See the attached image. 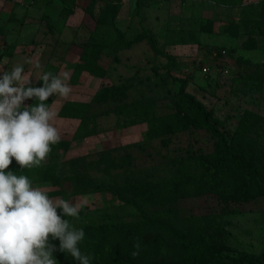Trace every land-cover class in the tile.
I'll return each instance as SVG.
<instances>
[{
	"label": "rangeland",
	"instance_id": "374dc122",
	"mask_svg": "<svg viewBox=\"0 0 264 264\" xmlns=\"http://www.w3.org/2000/svg\"><path fill=\"white\" fill-rule=\"evenodd\" d=\"M27 1L0 0V25L5 30L3 36L0 34V44L4 39L10 44L8 50L12 51L10 56L0 57V76L16 63L24 64L25 72L32 76L31 83L41 72L54 75L66 72L70 76L79 45L90 37L105 44L115 37L110 27H100L94 35L89 32L83 24L92 23V20L81 10L83 0H35L26 5ZM136 1L121 0L116 25L124 33V39L148 32L155 38L158 52L145 40L120 50L106 44L100 59V68L106 74L97 77L82 73L79 84L68 82L72 89L69 97L53 95L50 106L58 113L66 100L90 101L95 90L104 84L129 82L128 101L153 98L155 112L163 114L173 110L174 94L184 80L185 90L212 110L223 130L232 132L246 118L252 136L259 147L264 148V36L251 32L258 47L242 49L241 40L247 36L242 32L245 29L235 31L242 17L250 22L260 14V4L264 0H247L243 11L226 9L208 0H139L143 2L140 5H136ZM208 20L212 21L213 30H199ZM25 58L39 60L42 69L24 63ZM45 63L56 71L45 69ZM224 69L228 73H224ZM111 107L112 103L91 104L89 114L97 133L73 140L65 157L85 155L94 159L106 149H112L111 155L118 157L123 153L122 146L134 143L128 150L132 156L130 177L154 179L170 176L172 160L177 156L213 150V138L199 129L175 134L166 146L158 140H145L146 122L123 126L116 114L105 113ZM77 124V119L59 115L55 121L61 138L67 139ZM90 175L97 184L91 191L75 195L67 182L62 193L49 196L78 203L87 201L78 218H62L74 226L108 218L131 220L138 217L136 208L123 204L104 189L111 181L122 179L120 171L90 172ZM33 186L46 191L54 189L48 183ZM177 207L182 215L190 214L198 220L194 228L201 240L226 255L239 252L258 255L264 250V196L251 202L234 201L227 205L205 194L181 198ZM57 211L61 214V210ZM49 241L60 245L59 240L51 236ZM226 260L224 264H232Z\"/></svg>",
	"mask_w": 264,
	"mask_h": 264
},
{
	"label": "trees",
	"instance_id": "16d2710c",
	"mask_svg": "<svg viewBox=\"0 0 264 264\" xmlns=\"http://www.w3.org/2000/svg\"><path fill=\"white\" fill-rule=\"evenodd\" d=\"M34 1L28 0L26 5ZM208 1L223 6L240 5L242 11L247 3V0ZM140 4L143 2L137 0L136 5ZM121 8V0H83L81 10L92 20V23L83 25L92 35L100 27L112 28L115 37L106 44L115 49L130 48L135 42L145 40L152 50L158 52L155 38L148 32L133 39H124V33L116 25ZM239 24L235 26V31L238 33L243 28L245 30L242 32L247 35L241 40L240 47L257 48L258 43L251 32L264 36V3L260 4L258 16L250 22L242 17ZM199 30L211 32L212 21L208 20L199 26ZM0 34H5L1 25ZM106 44L96 37H90L79 45L68 80L70 84H79L82 73L97 77L106 74L100 68L102 50ZM9 45L3 39L0 57L11 55ZM44 68L56 71L48 63H45ZM185 84L183 80L174 94L173 110L163 114L155 112L153 98L142 97L128 101L129 82L104 84L95 90L90 101L66 100L58 109V115L78 120L71 137L61 138L59 143L52 145L47 160L39 167L22 169L13 158L6 170L17 175H27L33 185L48 183L54 188L47 190L48 196L62 193V187L67 182L70 183L71 193L75 195L91 191L97 184L90 172H121L122 179L111 181L104 189H108L123 204L136 208L139 214L131 220L108 218L73 226L84 229L86 236L79 247L82 252L94 257L92 264H224L225 259L232 264H264V250L258 255L239 252L230 256L201 240L198 230L194 228L198 220L190 214L182 215L177 207L181 198L205 194H211L227 205L234 201L251 202L264 196V148L259 147L252 136L248 119L243 118L235 130L226 132L213 116L212 110L185 90ZM42 85L43 81L36 80L30 86ZM52 101L53 96L45 103L50 106ZM36 103V98H32L24 106ZM92 103H112V107L105 113L116 114L121 118L123 126L146 122L144 139L158 140L163 146L179 132L204 130L214 140L213 150L191 151L177 156L172 160L170 176L154 179L130 177L132 156L128 150L134 143L122 146L123 153L118 157L111 155L112 149L101 150L94 159H88L85 155L65 157L73 140L97 133L96 124L89 114ZM137 237L140 238L142 251L137 258H133L131 252ZM55 247L57 250L53 257L57 264H78L69 254L61 252L59 245Z\"/></svg>",
	"mask_w": 264,
	"mask_h": 264
},
{
	"label": "clouds",
	"instance_id": "9594fccd",
	"mask_svg": "<svg viewBox=\"0 0 264 264\" xmlns=\"http://www.w3.org/2000/svg\"><path fill=\"white\" fill-rule=\"evenodd\" d=\"M24 63L42 69L39 60L25 58ZM31 77L21 63L0 76V264H57L50 236L78 264H92L94 257L79 247L86 236L84 229L62 218H78L87 201L50 198L27 175L6 171L13 158L22 169L39 167L61 139L55 126L58 113L45 102L53 95L69 97V75L41 72L36 76L43 81L40 87L30 86ZM32 98L38 103L25 107L24 101ZM133 249L131 255L137 258L142 251L139 237Z\"/></svg>",
	"mask_w": 264,
	"mask_h": 264
},
{
	"label": "crops",
	"instance_id": "0c3cea01",
	"mask_svg": "<svg viewBox=\"0 0 264 264\" xmlns=\"http://www.w3.org/2000/svg\"><path fill=\"white\" fill-rule=\"evenodd\" d=\"M5 5H6V4H5ZM5 5H4V6H5ZM245 5H246V3H245ZM6 6H7V5H6ZM6 6H5V7H6ZM225 7H226V9H230V8H232V9H235V8H236V9H242L240 5H238V6H225ZM7 70H8V69H7Z\"/></svg>",
	"mask_w": 264,
	"mask_h": 264
},
{
	"label": "built area",
	"instance_id": "2783aa9c",
	"mask_svg": "<svg viewBox=\"0 0 264 264\" xmlns=\"http://www.w3.org/2000/svg\"><path fill=\"white\" fill-rule=\"evenodd\" d=\"M208 69H209L208 67L204 68L205 71H207ZM224 73H228V70L224 69Z\"/></svg>",
	"mask_w": 264,
	"mask_h": 264
}]
</instances>
